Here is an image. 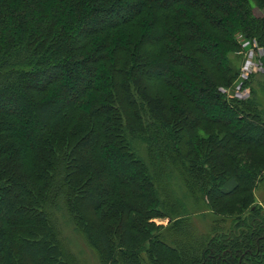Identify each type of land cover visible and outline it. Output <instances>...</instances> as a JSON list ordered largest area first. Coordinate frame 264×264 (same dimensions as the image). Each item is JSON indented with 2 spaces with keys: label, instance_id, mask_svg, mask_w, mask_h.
<instances>
[{
  "label": "trees",
  "instance_id": "obj_1",
  "mask_svg": "<svg viewBox=\"0 0 264 264\" xmlns=\"http://www.w3.org/2000/svg\"><path fill=\"white\" fill-rule=\"evenodd\" d=\"M255 6L264 0H0V264H86L60 238L59 211L102 264H143L147 245L160 254L151 264H264V208L252 193L264 121L256 104L220 89L239 76L237 33L264 66ZM134 80L140 108L158 101L177 115L152 117L148 164L127 148L116 105ZM149 81L162 96L147 99ZM196 127L200 152L182 159ZM167 165L192 198L235 195L226 232L198 255L153 235L151 220H181Z\"/></svg>",
  "mask_w": 264,
  "mask_h": 264
},
{
  "label": "rangeland",
  "instance_id": "obj_2",
  "mask_svg": "<svg viewBox=\"0 0 264 264\" xmlns=\"http://www.w3.org/2000/svg\"><path fill=\"white\" fill-rule=\"evenodd\" d=\"M253 16L256 18H264V9H260L257 6L253 7ZM162 29H166V27L163 26ZM162 29H158L154 31V33L157 34L158 32H161ZM236 40L241 45L242 53H234L232 54V57L240 75V72H242L241 69H243L245 65L244 61L249 56L248 52L250 50L253 51L255 43H252L249 40L247 41L241 37L239 33L236 34ZM253 56L256 58L257 53L255 52ZM260 69L259 72L252 77L250 83L246 82L242 84V88H247L248 97L245 100H238L245 101L248 104H256V113H258L260 119L264 121V66ZM238 77L239 76L237 75L235 81H238ZM149 83L151 88L149 87V90L146 93L147 99L148 97H153L154 99L156 94L162 96V89H164L163 85L150 81ZM236 84L237 83L235 82L233 87L231 86L229 88L221 87V93L226 95V97L230 100V97L233 95L232 92L235 91V87L237 86ZM129 88L130 95L127 96V98H121L116 105L120 112V119L123 124V128L125 129L127 148L138 159L143 160L148 164L149 160L147 156V149L153 142L150 131L154 132V130L151 129L152 127L149 128V124L151 121H154L157 125H159V122L152 117H155L157 114L159 118H163L166 119L167 122H171L177 115H168L165 111L163 112V108L158 101H153V104H155V107L153 108L150 104L147 106V103L145 102H143V108H140V101H145V96L141 94L142 92L137 87V82L135 80L131 82ZM233 89L234 91H232ZM123 95H125V92H123ZM193 98H195V96ZM201 102L202 101L198 98L196 104H202L203 102ZM185 124L186 123L179 125L177 129L180 130L184 128V126H186ZM196 128L197 129L193 130L191 133L192 140L195 145L192 150L193 152L192 154L184 156L182 159H189L196 153L200 152V149L196 144V140L198 137H206V135L198 129L199 127ZM252 147L255 149H252V151L257 157L264 158V149L256 151L257 148L254 146ZM165 160H167V158H165ZM168 168L169 165H167L166 170L161 171L163 175V182L171 189L173 196L177 201L178 212L181 214V220L177 221L174 219L171 223L169 219L165 218L151 220V222L155 224V228L152 230L153 235L159 237L165 235L170 236V234H172L170 238L177 246L178 253H183L184 257L198 255L199 249L206 247L208 243H211L215 239L212 236L213 233L217 232L216 229L220 232H226L225 224H230L233 216L231 217V214L226 216L223 213H229L228 211L236 206L235 195L232 194L226 197H219L215 192H211L208 196L201 200L192 198L179 174ZM234 185L235 182L231 180L225 185L224 190L229 192ZM252 193L255 196V204L264 208V171L257 177L255 188ZM247 212L248 211L245 210L243 215L248 214ZM56 217V224L59 227L60 238L64 240L69 252L86 264H102L99 261L96 252H94L86 244L84 238L75 230L71 223L67 221L64 213L59 211ZM178 226L181 230L180 235L175 234ZM196 246L197 253L189 252L190 249H196ZM147 248L151 250V253L143 252L141 254L143 264H151V260L155 262L160 256L156 247L147 245ZM152 249H154V253H152ZM166 257H161L162 260H160V263L164 262L168 264L167 261L171 264L174 263V260H171V257ZM105 260L109 261L107 258Z\"/></svg>",
  "mask_w": 264,
  "mask_h": 264
},
{
  "label": "built area",
  "instance_id": "obj_3",
  "mask_svg": "<svg viewBox=\"0 0 264 264\" xmlns=\"http://www.w3.org/2000/svg\"><path fill=\"white\" fill-rule=\"evenodd\" d=\"M254 47H256L255 44H254ZM258 51H259L258 55L259 56L262 55V51L260 49H258ZM248 54H249V56L244 61L245 62L244 68L241 69L242 72H240V75L238 77V81L236 82L237 86L235 87V91L232 92L233 93L232 97L229 96L230 98H237L240 100H245L248 97V92H247L246 87L242 88V84L249 79L251 74H253V75L257 74L259 72V69L262 67V63L258 59V57H259L258 55L255 58L253 56V54H255V53L252 50H250L248 52Z\"/></svg>",
  "mask_w": 264,
  "mask_h": 264
}]
</instances>
